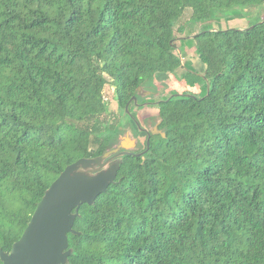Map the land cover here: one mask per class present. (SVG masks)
Wrapping results in <instances>:
<instances>
[{"label": "trees", "instance_id": "1", "mask_svg": "<svg viewBox=\"0 0 264 264\" xmlns=\"http://www.w3.org/2000/svg\"><path fill=\"white\" fill-rule=\"evenodd\" d=\"M250 5L264 0H0V248L68 165L118 142L107 85L134 121L139 87L186 67L205 93L157 101L165 137L122 156L115 183L82 204L68 264H264V20L186 31Z\"/></svg>", "mask_w": 264, "mask_h": 264}, {"label": "water", "instance_id": "2", "mask_svg": "<svg viewBox=\"0 0 264 264\" xmlns=\"http://www.w3.org/2000/svg\"><path fill=\"white\" fill-rule=\"evenodd\" d=\"M252 27V26H251ZM142 88L139 87L141 92ZM210 87L208 84V94ZM149 93V91H145ZM191 96V94H185ZM138 104L137 97L133 99ZM126 107L127 111L132 102ZM140 126V123L137 122ZM141 127V126H140ZM153 134L165 133L159 130V123L147 130V149L136 153L137 139L128 134L110 151L94 158H81L68 165L46 190L21 238L13 243L10 251L0 248L3 264H68L73 250L69 246V233L79 234L74 228L82 204L93 205L97 197L108 191L115 183L121 165L110 160L124 155H143L150 148ZM124 151L117 153L120 149ZM114 156L104 161L110 154Z\"/></svg>", "mask_w": 264, "mask_h": 264}, {"label": "rangeland", "instance_id": "3", "mask_svg": "<svg viewBox=\"0 0 264 264\" xmlns=\"http://www.w3.org/2000/svg\"><path fill=\"white\" fill-rule=\"evenodd\" d=\"M190 11L189 9L186 10L185 16H184V21L189 17ZM264 20V5H250L246 7L243 11L242 14H237L229 16L227 18L221 19L220 21H211V22H205V23H192L193 25L195 24V27H191V24H188L187 27L188 29L186 30L190 34H195L199 32L201 29L206 28H217V29H227V28H246L250 24H254L256 22H260ZM181 21V20H180ZM178 23L181 24V21ZM198 24V25H197ZM178 27V26H177ZM179 33L178 35H180ZM190 79H180L178 78H172L170 82L172 85V88H177L178 92H187L186 87L187 84H184ZM200 82H198L199 84ZM189 84V83H188ZM190 90L191 88H196L197 84H192L190 83ZM159 88H162L161 84L158 85ZM167 92V91H166ZM177 93V90H176ZM106 97L108 98V112L110 114H120L123 116L122 120V125H125V123L129 120V117H127L123 111L118 106L115 93H114V86L112 85H107L106 91H105ZM142 97L146 98V101H159L161 98L162 91H158V89L154 93H146L141 90ZM202 95L200 92L197 93ZM163 96V95H162ZM144 105H141L140 107L138 106L135 109V112L137 113L138 118L141 120L143 125L148 129L151 130L155 127L156 124L160 122V117H159V110H158V105L157 102L148 104L146 107H143ZM131 119V118H130ZM121 125V126H122ZM146 141V137L141 135L140 137V148L144 147Z\"/></svg>", "mask_w": 264, "mask_h": 264}, {"label": "crops", "instance_id": "4", "mask_svg": "<svg viewBox=\"0 0 264 264\" xmlns=\"http://www.w3.org/2000/svg\"><path fill=\"white\" fill-rule=\"evenodd\" d=\"M193 26L195 27V24L194 25L191 24V27H193ZM193 36H194V34H190L188 37L192 38ZM182 43L184 44V46L181 47L182 53L181 52L180 53H181V56L183 59V63H187L189 65V69L191 71H194L200 75H203L204 71H205V65L200 61V59L197 56H195V53H194L195 52V46H193L191 44L192 43L191 41L183 40ZM186 70H187L186 67H181V68L177 69L175 74H172L170 76L162 75V76L156 78L155 83H156L157 89H158V91H162V93H163V94H161V98H164V97L170 95L171 92H176V90L178 92L177 88L176 89L172 88V85L170 82L173 83V81H171V79L172 78H178V77H180V79L183 78L184 75L186 74ZM159 84H161L162 88L158 87ZM184 84H187L186 87H189V88H187V92H178V94L179 93H188V94L193 93V94L200 96V94H197V93L200 92L201 94H204L206 91L205 84L202 82L199 84L196 82L195 83V84H197L196 88H191V90H190V85L187 82H185ZM149 93H152V92H149Z\"/></svg>", "mask_w": 264, "mask_h": 264}, {"label": "flooded vegetation", "instance_id": "5", "mask_svg": "<svg viewBox=\"0 0 264 264\" xmlns=\"http://www.w3.org/2000/svg\"><path fill=\"white\" fill-rule=\"evenodd\" d=\"M155 102H157V101H155ZM155 102L146 101V102H144V104H143L144 106L143 107H146V105L148 106L149 103H155ZM137 118H138V116H137ZM137 122L140 123V126L141 127L139 125H137ZM131 124H135L136 125V128L138 129V133H139L138 136L135 135V132L136 131H132V125ZM121 130L123 132L119 135L118 142L113 147H111L108 151L114 149L116 147V145L122 141V138L124 136H127L129 134L132 137V139H137L135 152L136 153L143 152V150H144L143 148L144 147L140 148V137H141V135H143V136L146 137V141H145V144H146V142H147V130L148 129L143 125V123L141 122V120L138 118V119H136L134 121H127L125 123V125H122L121 126ZM124 150H125V148H122L117 153H119L121 151H124ZM114 155H115L114 153L113 154H110L104 161H106L108 158H110V157H112ZM121 157L122 156L112 158L108 164H110V163H112L114 161H119Z\"/></svg>", "mask_w": 264, "mask_h": 264}, {"label": "built area", "instance_id": "6", "mask_svg": "<svg viewBox=\"0 0 264 264\" xmlns=\"http://www.w3.org/2000/svg\"><path fill=\"white\" fill-rule=\"evenodd\" d=\"M106 98V100H108V98L107 97H105Z\"/></svg>", "mask_w": 264, "mask_h": 264}]
</instances>
